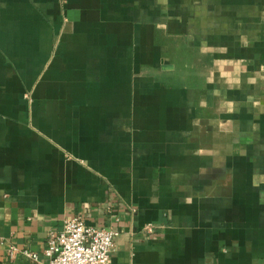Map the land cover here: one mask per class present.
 I'll use <instances>...</instances> for the list:
<instances>
[{
	"label": "crops",
	"instance_id": "crops-1",
	"mask_svg": "<svg viewBox=\"0 0 264 264\" xmlns=\"http://www.w3.org/2000/svg\"><path fill=\"white\" fill-rule=\"evenodd\" d=\"M70 216L111 264H264V0H0V264Z\"/></svg>",
	"mask_w": 264,
	"mask_h": 264
},
{
	"label": "built area",
	"instance_id": "built-area-1",
	"mask_svg": "<svg viewBox=\"0 0 264 264\" xmlns=\"http://www.w3.org/2000/svg\"><path fill=\"white\" fill-rule=\"evenodd\" d=\"M154 230L153 224L145 226L146 232ZM119 231L86 225L82 217L70 216L63 220L59 231L50 232L43 254L47 257L44 264H111V253ZM10 256L16 253L9 249ZM22 253L37 259L34 253Z\"/></svg>",
	"mask_w": 264,
	"mask_h": 264
}]
</instances>
